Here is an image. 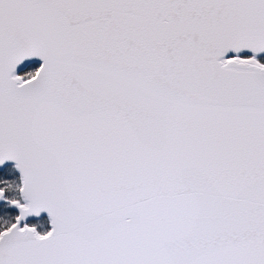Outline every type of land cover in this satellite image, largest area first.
Masks as SVG:
<instances>
[{
  "label": "snow or ice",
  "instance_id": "snow-or-ice-1",
  "mask_svg": "<svg viewBox=\"0 0 264 264\" xmlns=\"http://www.w3.org/2000/svg\"><path fill=\"white\" fill-rule=\"evenodd\" d=\"M0 264H264V0H0Z\"/></svg>",
  "mask_w": 264,
  "mask_h": 264
}]
</instances>
